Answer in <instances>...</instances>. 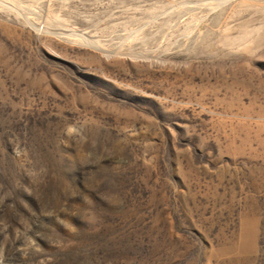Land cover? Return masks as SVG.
<instances>
[{
  "label": "rangeland",
  "instance_id": "obj_1",
  "mask_svg": "<svg viewBox=\"0 0 264 264\" xmlns=\"http://www.w3.org/2000/svg\"><path fill=\"white\" fill-rule=\"evenodd\" d=\"M0 264H264V0H0Z\"/></svg>",
  "mask_w": 264,
  "mask_h": 264
}]
</instances>
